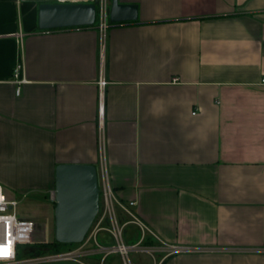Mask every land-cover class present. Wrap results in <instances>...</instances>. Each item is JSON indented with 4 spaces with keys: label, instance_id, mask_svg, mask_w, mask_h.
Masks as SVG:
<instances>
[{
    "label": "crops",
    "instance_id": "crops-1",
    "mask_svg": "<svg viewBox=\"0 0 264 264\" xmlns=\"http://www.w3.org/2000/svg\"><path fill=\"white\" fill-rule=\"evenodd\" d=\"M41 2L0 0L5 195L54 220L57 166L105 165L159 250L132 264H264V0H118L137 20L103 39L39 30Z\"/></svg>",
    "mask_w": 264,
    "mask_h": 264
},
{
    "label": "built area",
    "instance_id": "built-area-1",
    "mask_svg": "<svg viewBox=\"0 0 264 264\" xmlns=\"http://www.w3.org/2000/svg\"><path fill=\"white\" fill-rule=\"evenodd\" d=\"M61 3H86L88 0H58ZM96 27L101 39L105 37L109 27L110 0H96ZM22 64L14 69V78H18ZM264 83V76L262 78ZM103 108L99 107V131L102 142L103 126L101 117ZM104 164V163H103ZM99 210L95 216L84 239L80 243L67 250L46 252L30 255L27 247L34 244L32 239L35 232V220L29 217L18 216L16 208L19 201L9 199L0 187V264H88L87 260H93L94 264H105L110 256L117 255L121 259L120 264H132L130 254L143 252L153 256L158 248L144 244L147 236L153 235L148 228L137 218L133 212L135 202H122L113 192L105 165L101 167L98 175ZM54 199V193L51 194ZM54 202V201H53ZM134 224L141 235L133 244L125 241V227ZM148 233V235H145ZM8 255L4 256V249ZM167 255H172L181 250L177 248H164Z\"/></svg>",
    "mask_w": 264,
    "mask_h": 264
},
{
    "label": "water",
    "instance_id": "water-1",
    "mask_svg": "<svg viewBox=\"0 0 264 264\" xmlns=\"http://www.w3.org/2000/svg\"><path fill=\"white\" fill-rule=\"evenodd\" d=\"M38 1H43L38 6V29L41 31L91 27L96 23L95 4ZM136 20V6L111 0L110 23L120 24ZM53 193L55 242L80 243L99 210L97 169L92 165L81 164L57 166Z\"/></svg>",
    "mask_w": 264,
    "mask_h": 264
},
{
    "label": "rangeland",
    "instance_id": "rangeland-1",
    "mask_svg": "<svg viewBox=\"0 0 264 264\" xmlns=\"http://www.w3.org/2000/svg\"><path fill=\"white\" fill-rule=\"evenodd\" d=\"M19 201L16 208L18 216L29 217L35 220V232L33 234L34 243L46 244L53 242L54 222L53 215L50 210H47L48 202L37 200L34 197L28 196L25 198L18 197ZM49 201V200H48ZM54 204V202H52ZM74 244H63L60 250H67L74 247ZM149 257L141 256L140 259L144 262ZM94 260V259H93ZM93 260H87L86 263L94 264ZM130 260L133 262V255H130ZM149 260V259H148ZM121 259L117 255L110 256L105 264H120Z\"/></svg>",
    "mask_w": 264,
    "mask_h": 264
},
{
    "label": "trees",
    "instance_id": "trees-1",
    "mask_svg": "<svg viewBox=\"0 0 264 264\" xmlns=\"http://www.w3.org/2000/svg\"><path fill=\"white\" fill-rule=\"evenodd\" d=\"M145 244L148 245L147 242ZM62 245L63 244L61 243L55 242L53 238V242L51 243H46V244L34 243L31 246H28L27 252L30 255H37V254L46 253V252H55V251H59Z\"/></svg>",
    "mask_w": 264,
    "mask_h": 264
},
{
    "label": "snow or ice",
    "instance_id": "snow-or-ice-1",
    "mask_svg": "<svg viewBox=\"0 0 264 264\" xmlns=\"http://www.w3.org/2000/svg\"><path fill=\"white\" fill-rule=\"evenodd\" d=\"M4 250H5V251H4L3 255H4V256H7V255L9 254V253H8V250H7L6 248H5Z\"/></svg>",
    "mask_w": 264,
    "mask_h": 264
}]
</instances>
